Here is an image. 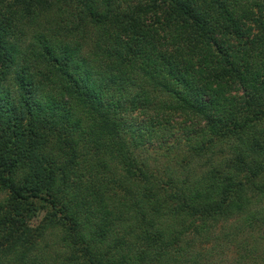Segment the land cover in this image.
I'll list each match as a JSON object with an SVG mask.
<instances>
[{"label":"trees","instance_id":"1","mask_svg":"<svg viewBox=\"0 0 264 264\" xmlns=\"http://www.w3.org/2000/svg\"><path fill=\"white\" fill-rule=\"evenodd\" d=\"M0 196V264H264V0H0Z\"/></svg>","mask_w":264,"mask_h":264},{"label":"rangeland","instance_id":"2","mask_svg":"<svg viewBox=\"0 0 264 264\" xmlns=\"http://www.w3.org/2000/svg\"><path fill=\"white\" fill-rule=\"evenodd\" d=\"M174 117V121H172V123L173 124H176L177 122H179V120H181V117H178L177 115H174L173 116ZM137 120V119H136ZM136 122H138V120L136 121ZM167 133L169 134V135H167ZM167 133L165 134V135H167V136H165L164 137V140H165V142L166 143H168V144H175L174 142H178V139L179 138H177L176 137V135H178L179 133H181V131H178V130H176V129H170V131H167ZM176 134V135H175ZM180 136H183V133L180 135ZM156 145V144H155ZM183 147V146H182ZM152 149V148H151ZM149 150V153H154V149H152V150ZM173 149V152H175V154L177 155V154H179L178 152H179V148H176V147H174V148H172ZM164 150V149H163ZM144 154V153H143ZM152 167H154V166H152ZM156 170V169H155ZM0 198H1V196H0ZM44 214V211L43 212H41V213H39V215L35 218V220H36V223L39 221V219L41 218V216ZM231 254V248L230 249H228V248H226V251L224 252V255H218V258L220 259V258H222V260H225V258L226 257H228L229 255ZM218 259V260H219Z\"/></svg>","mask_w":264,"mask_h":264}]
</instances>
